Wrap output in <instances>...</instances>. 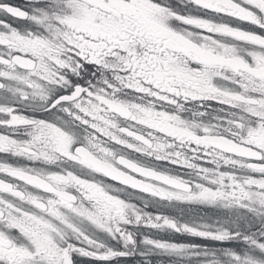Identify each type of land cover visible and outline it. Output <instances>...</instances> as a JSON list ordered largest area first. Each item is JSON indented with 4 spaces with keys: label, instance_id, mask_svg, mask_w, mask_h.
Segmentation results:
<instances>
[{
    "label": "snow or ice",
    "instance_id": "obj_1",
    "mask_svg": "<svg viewBox=\"0 0 264 264\" xmlns=\"http://www.w3.org/2000/svg\"><path fill=\"white\" fill-rule=\"evenodd\" d=\"M158 257L264 264V0H0V264Z\"/></svg>",
    "mask_w": 264,
    "mask_h": 264
},
{
    "label": "flooded vegetation",
    "instance_id": "obj_2",
    "mask_svg": "<svg viewBox=\"0 0 264 264\" xmlns=\"http://www.w3.org/2000/svg\"><path fill=\"white\" fill-rule=\"evenodd\" d=\"M161 167H168L167 165H162ZM149 211H154L156 210L154 207L150 206ZM167 215L170 216H175L178 218H182L185 220H192V219H199L203 216L204 214H209L213 213L211 210L208 209H203L202 206L198 205H188V204H174L172 206H165L162 207V209ZM159 234H169V233H159ZM158 235V234H157ZM160 239H175L177 242H190L191 238L190 237H175L173 234H170L168 236H158ZM197 243H204L201 241H196ZM161 258H154V264H157V261ZM167 259V258H164Z\"/></svg>",
    "mask_w": 264,
    "mask_h": 264
},
{
    "label": "rangeland",
    "instance_id": "obj_3",
    "mask_svg": "<svg viewBox=\"0 0 264 264\" xmlns=\"http://www.w3.org/2000/svg\"><path fill=\"white\" fill-rule=\"evenodd\" d=\"M202 207H203V209H208V210H211L213 212V213H209V214L206 213L203 216L215 218V217H218V216L223 215V213L219 209H216V208H208V207H204V206H202ZM163 236H168V235L167 234H163ZM175 237H180V236H175Z\"/></svg>",
    "mask_w": 264,
    "mask_h": 264
}]
</instances>
